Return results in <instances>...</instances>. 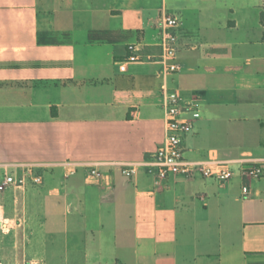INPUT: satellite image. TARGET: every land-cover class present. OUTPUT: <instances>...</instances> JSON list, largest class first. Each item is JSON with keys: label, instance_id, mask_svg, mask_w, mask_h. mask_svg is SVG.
<instances>
[{"label": "crops", "instance_id": "crops-1", "mask_svg": "<svg viewBox=\"0 0 264 264\" xmlns=\"http://www.w3.org/2000/svg\"><path fill=\"white\" fill-rule=\"evenodd\" d=\"M264 0H0V264H264V177L198 174L156 184L140 162L164 139L162 87L200 94L192 160L264 161ZM180 19L176 61L160 16ZM97 164L64 175L61 163ZM248 188L243 194L242 186Z\"/></svg>", "mask_w": 264, "mask_h": 264}, {"label": "built area", "instance_id": "built-area-1", "mask_svg": "<svg viewBox=\"0 0 264 264\" xmlns=\"http://www.w3.org/2000/svg\"><path fill=\"white\" fill-rule=\"evenodd\" d=\"M180 24L179 17L173 14L160 16L161 37L158 43L157 55H148L142 52L137 44H128L127 60L143 62L154 57L161 64L160 74L167 76L176 74L181 65L176 61L177 35L176 30ZM162 105L164 108V139L153 151L145 154L140 162L120 163L119 171L126 177L132 176L139 168L154 177L156 184H166L174 175L192 177L196 174L213 178L221 183L226 182L238 174L241 178L264 177V161L242 163L234 168L228 161L213 159L192 160L184 155V136L190 133L195 122L200 117L198 101L200 94L191 99H185L176 90L162 87ZM64 175L74 174L79 166H88L86 177L99 181L102 172L97 164H79L64 161L61 163ZM43 181L42 173L33 166H21L19 171L5 172L0 180V191L8 186H23L26 184L40 185ZM243 194L248 193L247 186H242Z\"/></svg>", "mask_w": 264, "mask_h": 264}, {"label": "trees", "instance_id": "trees-1", "mask_svg": "<svg viewBox=\"0 0 264 264\" xmlns=\"http://www.w3.org/2000/svg\"><path fill=\"white\" fill-rule=\"evenodd\" d=\"M260 23L264 25V12L260 13ZM263 38H264V32H263Z\"/></svg>", "mask_w": 264, "mask_h": 264}]
</instances>
